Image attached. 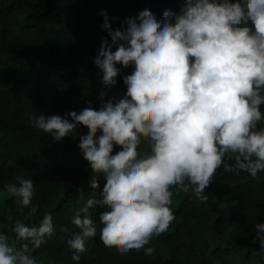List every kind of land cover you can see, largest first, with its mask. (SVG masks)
Segmentation results:
<instances>
[{
    "label": "clouds",
    "instance_id": "obj_1",
    "mask_svg": "<svg viewBox=\"0 0 264 264\" xmlns=\"http://www.w3.org/2000/svg\"><path fill=\"white\" fill-rule=\"evenodd\" d=\"M99 11L108 35L94 63L106 85L131 63L122 77L125 93L101 100L98 109L40 112L29 121L56 141L75 136L81 124L88 129L78 147L92 170L91 187L101 177L103 183L99 197L90 196L72 216L79 231L67 243L75 261L97 231L121 253L151 254L154 248L145 246L175 219L173 185L191 186L203 201L220 165L252 177L264 171V127H257L264 119V0H185L179 11L165 6L161 15L144 4L116 28ZM231 153L235 165L226 163ZM17 180L4 188L27 206L33 180ZM96 206L99 224L90 214ZM254 229L252 239L264 250V221ZM12 231V241L0 231V264H39L33 252L55 231L53 213L38 224L17 221Z\"/></svg>",
    "mask_w": 264,
    "mask_h": 264
},
{
    "label": "trees",
    "instance_id": "obj_2",
    "mask_svg": "<svg viewBox=\"0 0 264 264\" xmlns=\"http://www.w3.org/2000/svg\"><path fill=\"white\" fill-rule=\"evenodd\" d=\"M184 2L0 0V231L12 241L17 221L38 224L51 211L55 231L33 252L39 264H264V250L252 239L254 224L264 221V171L252 177L223 165L205 188L207 200H200L191 186L189 191L172 186L175 219L145 246L154 248L151 254L143 248L121 253L115 244H105L97 231L86 240L79 261L73 260L75 250L67 241L79 229L72 216L90 196L99 197L103 183L101 177L97 187H91L92 170L78 147L88 129L81 124L75 136L56 141L29 123L40 112L63 115L84 107L98 109L101 100L125 93L122 77L131 63L121 68L114 85L103 83L94 63L101 36L108 35L100 27V9L116 28L126 27L121 21L136 16L144 4L161 15L165 6L179 11ZM257 127H264V119ZM146 140L138 144L141 150ZM229 155L226 163L235 165V154ZM21 176L34 183L27 206L4 188ZM98 212L99 206L90 209L97 224Z\"/></svg>",
    "mask_w": 264,
    "mask_h": 264
}]
</instances>
